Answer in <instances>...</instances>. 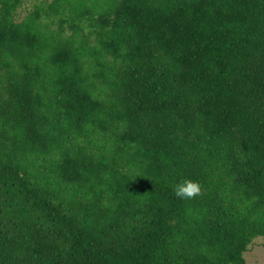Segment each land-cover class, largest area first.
<instances>
[{"label": "trees", "instance_id": "trees-1", "mask_svg": "<svg viewBox=\"0 0 264 264\" xmlns=\"http://www.w3.org/2000/svg\"><path fill=\"white\" fill-rule=\"evenodd\" d=\"M26 1L0 0V264H245L264 0Z\"/></svg>", "mask_w": 264, "mask_h": 264}, {"label": "rangeland", "instance_id": "rangeland-1", "mask_svg": "<svg viewBox=\"0 0 264 264\" xmlns=\"http://www.w3.org/2000/svg\"><path fill=\"white\" fill-rule=\"evenodd\" d=\"M34 3L33 0H27L20 14L22 16L26 15ZM244 258L245 264H264V239H255L249 250L244 254Z\"/></svg>", "mask_w": 264, "mask_h": 264}, {"label": "clouds", "instance_id": "clouds-1", "mask_svg": "<svg viewBox=\"0 0 264 264\" xmlns=\"http://www.w3.org/2000/svg\"><path fill=\"white\" fill-rule=\"evenodd\" d=\"M173 191L178 199L190 200L200 194L201 188L197 182L190 179H183L174 185Z\"/></svg>", "mask_w": 264, "mask_h": 264}]
</instances>
